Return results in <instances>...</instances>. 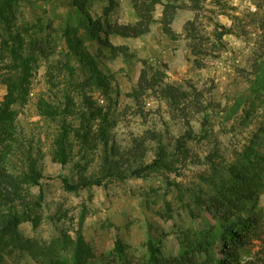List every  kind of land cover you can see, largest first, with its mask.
Masks as SVG:
<instances>
[{
    "label": "rangeland",
    "instance_id": "obj_1",
    "mask_svg": "<svg viewBox=\"0 0 264 264\" xmlns=\"http://www.w3.org/2000/svg\"><path fill=\"white\" fill-rule=\"evenodd\" d=\"M17 33L0 46V187L29 220L9 264H149L196 235L200 262L264 264V0H0V42ZM38 44L8 125L11 46ZM238 217L244 245L221 225Z\"/></svg>",
    "mask_w": 264,
    "mask_h": 264
},
{
    "label": "trees",
    "instance_id": "obj_2",
    "mask_svg": "<svg viewBox=\"0 0 264 264\" xmlns=\"http://www.w3.org/2000/svg\"><path fill=\"white\" fill-rule=\"evenodd\" d=\"M20 40L22 42V38L19 33H17V36H9V39H2L0 42L1 47H8L9 42H15V40ZM23 45V42H22ZM22 45L21 48H16L15 45L11 46L10 53H11V58L13 61L12 66H7L6 69L10 71H15L16 74L17 72L19 75L16 74H9L8 75V82H7V89L9 90L8 96L5 98V108L2 111L8 112L5 122L12 123L14 115L13 111L11 110V104L15 102H25V98L29 93V85L30 82H28V79L32 76L31 71L34 68L36 57L35 53L32 55V52L36 48V53L42 54L43 53V48L42 46L34 45L32 49L29 51V54L26 55L24 54L22 50ZM72 69V68H71ZM69 69V70H71ZM239 110V103L234 104V106L229 109V111L223 116L225 119H231L236 112ZM208 119V116H205L204 121L206 122ZM4 120V112L1 113V118L0 121L2 122ZM7 125V126H8ZM204 125V124H203ZM193 138L192 134L184 135L182 136V142L180 143V148L185 147L186 143ZM157 161H154L152 164H150L148 167L156 166ZM11 179V176H10ZM41 176L40 175H34L31 178V183L34 185H40ZM62 182L64 183V186L69 189V190H74L80 187H86V186H91V185H101L102 180L97 179L93 181L86 182L84 184H71L66 177L62 178ZM16 186V183H15ZM9 191L6 192V190L2 189L0 187V264H9L10 262L6 260V258H9L13 252V250H16L17 255H22L21 253H24L26 251V247L21 245V242L23 244H27L28 240L23 239L18 236V231L17 228L18 226L22 223L25 222L28 219L27 215L25 214V207H27L28 204H24L22 207L21 214L19 212L14 211L12 213L13 208L10 206V208H6V202L9 204L12 203V197H13V192L16 190V187H13L11 185L7 186ZM42 190L40 189V196L39 198L42 197ZM220 204V202H218ZM1 208L6 209V213H3V210ZM230 223V222H229ZM246 221L242 220L241 218L235 219L231 225H228L227 223L221 224L224 228V232L228 233L229 235L233 236L234 239L238 240L239 242L242 239V234L238 231V228L236 226H241V227H246L245 225ZM6 233H10L11 235V240L7 243L6 240H3V236ZM225 233V234H226ZM186 237V236H185ZM13 238H18L20 239L21 242H19L18 245H15L11 243ZM194 242L191 244V251L189 250V245L187 247L184 246L185 240H188L187 237L185 239L180 240V246H181V251L177 255V257H172L169 259H165L164 257L158 256L155 254L154 249L152 246L148 247L149 255L147 256L146 262L149 264H220L216 263L212 257L208 258V261H203L200 262L199 259L201 257L202 253V237L201 236H193ZM80 244V240L78 241V245ZM197 244V245H196ZM242 245L244 243L241 241ZM229 245V244H226ZM236 249V246H235ZM238 253L234 252L233 254L226 253L224 260L221 261V264H228V261L234 262V264L238 263ZM210 260V263H209ZM74 264H81V259L79 258V252L76 251L75 254V259H74ZM249 264H254V262H250Z\"/></svg>",
    "mask_w": 264,
    "mask_h": 264
}]
</instances>
